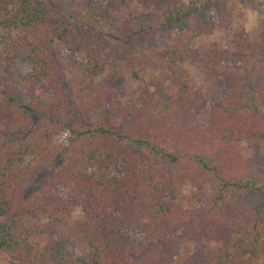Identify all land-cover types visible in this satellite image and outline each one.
<instances>
[{"label":"trees","instance_id":"16d2710c","mask_svg":"<svg viewBox=\"0 0 264 264\" xmlns=\"http://www.w3.org/2000/svg\"><path fill=\"white\" fill-rule=\"evenodd\" d=\"M122 2L80 13L67 0H0V264H173L184 242L194 246L189 264H218L202 242L231 238L243 254L264 253V180L240 151L264 140V35L251 41L241 29L228 50L199 49L192 40L213 31L210 16L232 25L229 0H156L108 26ZM48 19L49 39L29 41L25 31ZM106 26L126 33L123 56L165 28L188 31L168 59L201 73L175 74L173 98L145 87L140 104L123 103L93 80L106 65ZM87 35L95 44L80 55ZM176 179L215 182L211 199L183 208L170 190ZM37 216L46 218L39 248L16 225ZM76 242L88 251L67 256Z\"/></svg>","mask_w":264,"mask_h":264},{"label":"rangeland","instance_id":"374dc122","mask_svg":"<svg viewBox=\"0 0 264 264\" xmlns=\"http://www.w3.org/2000/svg\"><path fill=\"white\" fill-rule=\"evenodd\" d=\"M102 0H67L70 7L83 13L92 2ZM119 5L110 7L108 11V26H120L130 16L136 17L155 9L156 0H123ZM188 0H180L186 6ZM228 8L232 17V25L228 28L220 24L213 16L209 21L213 24V31L192 40L195 48L207 49L212 44L220 50L231 48L233 35L244 29L251 41H257L264 35V0H229ZM214 15V14H213ZM52 20L41 21L25 31L26 38L31 42L44 44L51 36ZM107 26L103 28L99 36L106 42L98 57L106 65L104 69L93 77L97 85L113 86L118 93V98L123 103L132 102L140 104L142 90L147 87L153 97L164 95L165 98H173L176 93L174 87V75L182 70L188 71L192 76L201 73L199 64L189 61L181 65H173L168 59V52L173 47V40L177 37L188 39L190 33L175 28H165L156 33L154 38L141 44L139 54L123 56L119 53L130 42L126 39V33H120L115 37ZM2 31L0 30V40ZM96 36L87 35L85 45L81 47L80 55L85 47H93ZM66 50L63 45H59ZM66 51H64L65 53ZM242 155L252 163L254 179L260 183L264 180V140L252 139L250 143L242 142L240 145ZM215 182H210L200 188H196L190 181L176 179L171 183L170 190L173 200L181 204L183 208H193L199 199L209 201L212 196ZM33 190V183L29 185ZM28 190V189H27ZM46 224L44 216L25 217L16 219V225L24 231L32 245L41 247L45 242V236L41 228ZM202 246L220 260L218 264H264V253L250 256L241 253L233 246L232 238L220 242L203 241ZM88 251L82 242H76L67 247V256H79ZM194 246L184 242L180 255L173 264H189L188 258L193 254ZM5 264V263H2ZM204 264V263H203Z\"/></svg>","mask_w":264,"mask_h":264}]
</instances>
